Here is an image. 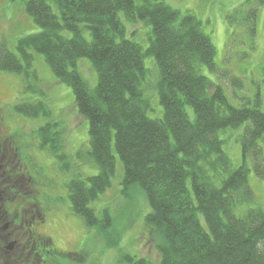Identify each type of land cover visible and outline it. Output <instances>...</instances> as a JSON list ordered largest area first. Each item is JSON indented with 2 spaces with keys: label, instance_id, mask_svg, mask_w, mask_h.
Segmentation results:
<instances>
[{
  "label": "trees",
  "instance_id": "obj_1",
  "mask_svg": "<svg viewBox=\"0 0 264 264\" xmlns=\"http://www.w3.org/2000/svg\"><path fill=\"white\" fill-rule=\"evenodd\" d=\"M53 1L60 15L48 0L26 1L40 32L19 40L16 53L0 44V73H25L34 51L72 88L89 123L88 155L99 168L97 176L75 177L66 187L73 214L101 237L111 233L108 247L118 242L110 211L98 214L91 204L111 187L119 159L123 197L135 202L133 195L142 192L150 206L145 225L160 240L158 264H264V209L251 207L256 199L246 165L250 158L264 178V111L260 100L231 105L223 89L202 75L203 68L216 70V48L202 22L164 0ZM120 13L151 26L147 49L126 39ZM256 17L249 18L254 34ZM148 58L160 73L154 90L163 119L148 115L151 103L142 89ZM82 59L96 73L93 87L79 69ZM19 102L16 112L28 119L52 116L44 101ZM240 127L243 166L236 167L220 134ZM35 134L38 146H65L54 122ZM120 264L155 263L124 254Z\"/></svg>",
  "mask_w": 264,
  "mask_h": 264
},
{
  "label": "rangeland",
  "instance_id": "obj_2",
  "mask_svg": "<svg viewBox=\"0 0 264 264\" xmlns=\"http://www.w3.org/2000/svg\"><path fill=\"white\" fill-rule=\"evenodd\" d=\"M27 0H0V44L5 43L13 52L19 40L40 32L33 19L26 12ZM170 7L185 14L195 15L203 25V31L211 37L216 48V70L202 69L212 84L225 92L231 105L235 107L255 106L261 101L260 108L264 111V5L248 4L247 0H164ZM55 14L58 7L53 0H48ZM257 13L255 34L251 32L250 15ZM119 18L126 29V39L131 40L144 49L150 45L152 28L145 22L129 21L123 13ZM70 37L71 34L67 33ZM90 40V32L86 33ZM34 54V64L23 74L0 73V95L2 99L18 101H44L52 111L50 118L32 122L25 126L26 133L32 137V130L39 126L54 122L64 133L65 146L77 148L79 158L76 162L79 169L76 178L87 179L99 174V168L89 157L90 136L89 123L79 114L74 93L70 86L61 83L55 77L41 54ZM80 71L93 87L97 76L92 64L87 59L78 63ZM147 75L142 82L146 99L151 103L148 113L151 119H163L164 110L154 87L160 79V73L152 58L145 60ZM245 127L230 129L220 134L224 148L236 167L243 166L241 136ZM33 144V140H31ZM38 144V143H37ZM33 146H37L33 144ZM250 170L249 184L256 202L252 208L264 209V178H259L249 158L246 162ZM123 168L118 159L116 173L111 187L91 207L102 214L108 209L114 219L117 243L108 247L112 238L101 237L98 229H89L81 218L71 211L69 202L62 213L57 214L58 221L51 229L56 235V243L61 248H69L68 243L79 245L81 254L78 264H120L122 255L145 258L155 264L160 256L157 245L160 242L156 234L145 225V218L150 213V206L142 192L134 194L131 202L122 194ZM106 242V243H105ZM107 244V245H106Z\"/></svg>",
  "mask_w": 264,
  "mask_h": 264
},
{
  "label": "flooded vegetation",
  "instance_id": "obj_3",
  "mask_svg": "<svg viewBox=\"0 0 264 264\" xmlns=\"http://www.w3.org/2000/svg\"><path fill=\"white\" fill-rule=\"evenodd\" d=\"M20 103L0 95V264H78L80 246L61 248L51 229L69 201L66 187L75 181L79 153L38 146L40 126L32 137L25 126L42 118L18 114Z\"/></svg>",
  "mask_w": 264,
  "mask_h": 264
}]
</instances>
